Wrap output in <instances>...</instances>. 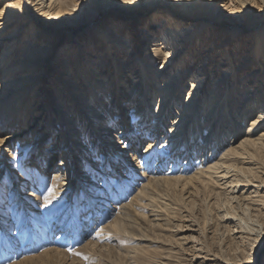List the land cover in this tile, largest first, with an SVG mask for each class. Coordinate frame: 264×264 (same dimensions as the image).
<instances>
[{
    "label": "bare ground",
    "instance_id": "6f19581e",
    "mask_svg": "<svg viewBox=\"0 0 264 264\" xmlns=\"http://www.w3.org/2000/svg\"><path fill=\"white\" fill-rule=\"evenodd\" d=\"M32 1L37 17L62 18L61 0ZM15 3L9 0L0 8V140L5 141L0 145V175L8 161L20 160L21 164L24 160L26 173L38 167L41 174L52 170L49 180L54 192L49 198L84 192L88 199L104 204L113 192L96 178L105 176L107 180L111 165L121 182L140 176L136 179L140 186L131 185L136 190L131 200L112 204L116 216L95 232L101 242L104 237H115L113 234L130 233L128 227L135 221L145 229L165 227L170 218L158 196L160 183L187 178L200 187L213 184L220 190L212 194L220 219L217 232L231 237V252L211 250L195 236L183 235L180 242L189 257L184 264H248L259 255L264 247V179L257 178L258 174L264 176V162L258 159L264 153V16L254 19L251 13L264 10V0H111L101 8L107 16L100 23L96 18L100 13L77 23L66 22L77 28L83 24L84 30L65 38L55 59L56 75L46 82L53 85L48 96L42 91L47 86L42 74L29 69L36 56L25 59L18 49L48 45L53 34L32 24ZM157 3L172 8L158 11ZM19 20L23 22L12 33L3 35ZM60 21L56 27L62 25ZM30 28L33 32L21 43ZM245 29L249 30L246 38ZM144 42L150 43L146 50L139 45ZM243 47L246 51L241 58ZM201 57L205 61L198 64ZM251 63L256 67L243 72ZM35 83L40 84L36 90ZM211 85L212 93L206 95ZM239 93L243 97L240 105ZM48 100L56 107L49 108ZM43 109L47 117L62 113V121L56 125L41 121ZM37 121L41 124L31 140L29 132L37 128ZM59 135L61 144L56 140ZM227 137L231 142L224 147ZM16 141L21 145L15 151L11 146ZM88 141L104 154L92 152L94 147L89 149ZM24 150H29L26 157L21 156ZM57 152L61 159L54 166ZM86 154H92L91 160ZM178 154L184 156L177 163L182 162L186 177L184 173L164 176L165 165L176 161ZM192 169L194 173L189 172ZM31 180L21 175V187H33ZM20 188L24 200L39 201L32 189ZM141 208L147 210V219L132 221ZM188 216L184 213L186 224L179 229L195 231V222ZM95 245L92 240L85 246L94 250ZM243 254L247 256L242 258Z\"/></svg>",
    "mask_w": 264,
    "mask_h": 264
},
{
    "label": "rangeland",
    "instance_id": "374dc122",
    "mask_svg": "<svg viewBox=\"0 0 264 264\" xmlns=\"http://www.w3.org/2000/svg\"><path fill=\"white\" fill-rule=\"evenodd\" d=\"M8 1L9 0H2L0 8H3ZM109 1L111 0H61L62 10H60L59 14L62 17L60 19L63 21L62 22L57 18H53V15L52 18L37 17L36 12L32 10L31 4L33 1L21 0L19 5L20 9L29 15L30 22L37 27H42V29L52 32L53 34V37L51 36L52 41H50L48 45H46L45 42L38 44V46L42 45V47L39 48L38 46L31 47L30 44L24 46L25 51L18 49L19 53L25 56V59L30 58V55L36 56L35 64L29 69L30 71L35 69L34 71H38V73L42 74L41 76L44 78L45 85H47L44 90H42L45 96H48V92L53 87V85H48L46 82L52 76L56 75L55 71L57 68L55 59L60 49H62L67 42L65 38L68 33L75 34L84 30V27H82L84 26L83 24H80L82 26L77 28L75 25L66 26V22L75 20L74 22L77 23L85 19L93 18L94 16H97V13H100L96 17L97 23H100L102 18L107 16L101 8L103 4ZM154 6L158 11H170L172 8L171 6L162 3H157ZM53 12L55 13L57 11L52 10V13ZM251 16L254 19L262 18L264 16V10H255L251 13ZM58 21L62 24L60 27H56ZM22 22L23 20H19V22L11 24L3 35L12 33ZM32 32L33 28H30L29 31L21 37L20 42L22 43L23 41L28 40L29 37L25 36L30 35ZM244 32L245 35L243 37H248L249 30L245 29ZM45 40H47V37ZM55 40H57L56 43L52 44ZM96 40L97 42L99 41L98 38ZM208 44V41L205 42L202 45V48L206 49ZM139 45H143L146 50V48L150 46V43L144 42ZM245 51L246 47H243L239 55L241 58L245 54ZM192 55H194L193 52H191V56ZM240 57L237 60L240 61ZM204 58L205 57H201L198 64L204 63ZM256 65V63H251L243 72L250 71L256 67ZM221 74L222 72H219V75ZM88 75L89 74L87 73V76ZM92 77L93 75H89L90 79ZM231 82L232 80L229 83ZM37 83H35L33 87ZM36 86L37 87H35L34 90H36L40 84H37ZM212 88V85L208 86L205 94L210 95L212 93ZM45 90L47 91V94L46 92L44 93ZM99 91L102 90L99 89ZM242 93H239V95L237 94L238 105H240L243 99ZM228 94V100L230 101L232 90ZM48 102L49 108L56 107L52 104L53 101L48 100ZM59 102L64 107L63 102L61 100H59ZM198 105L201 106L202 102ZM64 109L66 110V108ZM42 111L43 114H45L41 118V121L46 120L47 123L51 122L53 125H56V122L62 121V113H59V115L56 116H51L49 114L50 116L48 115L47 117V110L43 109ZM74 118L75 117H73V119ZM33 120L34 119L31 120V123L34 125L36 121L32 122ZM40 124L41 122L37 121V128L35 127L29 132L31 140L36 138L35 133H37L36 131ZM247 124H249V120L243 126L244 129H246ZM169 125L171 124L167 123V126ZM91 139L92 138L90 137L89 140ZM56 140L57 144H61L63 137L59 135ZM226 140V143L223 144L224 147L230 144L231 138L227 137ZM88 143L89 141L87 142V145L90 146L89 149L92 150L94 147L92 152H95L96 150L99 154L101 150L98 146L96 144L90 145ZM145 144L146 141L141 145V149L145 147ZM19 145H21V142L16 141L11 147L16 151L17 149L19 150ZM160 146L161 145H159V147ZM70 150L74 152L72 149ZM220 150L221 149H219L217 153H219ZM25 151L29 150H24V153L21 156L26 157ZM62 151H64V148ZM61 152H57L52 165H56L60 161ZM101 153L104 154L103 151H101ZM209 153L210 152L208 151L207 154ZM258 157L260 161L262 160L264 162V153H261ZM86 158L91 160L92 154H86ZM176 158V161L171 160L167 162L164 168V176H176L184 173L183 175L186 177V172L182 171L184 168V166L182 167V162L179 164L177 163L179 160H183L184 156L179 157L178 154V156H175V159ZM99 159L100 158L95 157L93 160L101 165L102 163ZM8 162V165L12 168L7 165L4 172L0 175V264H161L162 261L166 264H184L189 263V257L185 246L180 242V238L183 235L195 236L205 243L211 250H226V253L231 252V237L221 236L217 232L220 227V219L218 215V206L213 202L212 194L215 195V193L220 190L213 187V184L200 187L194 182L187 180V178L178 181L167 180L160 183L157 185L158 196L165 202V212L167 211L166 213L170 218L168 222V224H170L164 225L165 227L161 226L160 228L154 227L151 229H145L139 226L135 221L131 227H128L130 233H122L118 235L113 234L115 237L111 236L110 239L104 237L101 242L96 240L95 232H97V229L102 226L106 227L116 216V210L112 208V204L118 205L131 200L136 193L134 188L140 186L137 182V180L140 179V176L137 175V178L131 176V182H121L120 178L117 176L118 174L113 171V165H111L108 169V181L105 179V176L96 178L97 182L102 181V184L108 187V191L113 192H109L110 200L104 204L102 200L94 201L91 198L88 199V195L82 192V190L80 195L76 192V194L71 195L69 198L66 197L67 195L60 198L53 195V197L51 196V198H49L50 194L52 195L54 192V188L52 187L53 184L49 180L52 170L47 169V171H44V173L41 174L40 167H38L39 172L36 169L30 170L31 172L28 171V173H26L22 170L25 166L23 164L24 160L21 164L20 160L17 162L14 160ZM77 165L80 166L79 163H77ZM155 165L156 163H154L151 168ZM13 170L18 173L14 174ZM193 171L194 170L192 169L189 172L191 173ZM21 175L30 177V179H32L33 187L28 185V187L22 188L21 184H24V182L19 181ZM257 178L264 179V176L258 174ZM14 182L18 183L17 186H15ZM186 182H189V184L183 188V185ZM131 185H135L134 188H131ZM20 187L22 190L32 189V191L38 194L37 197H39V201L24 200V198L19 195L20 193L18 190ZM33 199L36 198L33 197ZM106 205L108 207H106ZM30 207L35 209L36 213H33L31 209H29ZM185 210L187 212H185ZM146 213L147 210L141 208L140 211L137 212V215L133 216L134 218L132 221L137 219L139 222V219H147V216L145 215ZM184 213H189L188 218L194 220L195 231H182L179 229L182 228L183 224H186L182 217ZM132 235L138 239L133 240ZM174 239L177 240L175 241ZM92 240L96 241V247L94 250L87 249L85 245ZM176 243H178V245ZM54 248L60 249L62 252L59 254L54 253ZM46 250L51 252L42 254ZM172 250L174 252H172ZM246 256L247 255L243 254L242 258ZM248 261V264H263L264 247L261 249L259 255L256 253V255Z\"/></svg>",
    "mask_w": 264,
    "mask_h": 264
},
{
    "label": "snow or ice",
    "instance_id": "6c2138e0",
    "mask_svg": "<svg viewBox=\"0 0 264 264\" xmlns=\"http://www.w3.org/2000/svg\"><path fill=\"white\" fill-rule=\"evenodd\" d=\"M20 3H21V0H16L15 6L19 7ZM228 7H232V5L229 4ZM4 144H5V141L4 140H0V145H4Z\"/></svg>",
    "mask_w": 264,
    "mask_h": 264
}]
</instances>
